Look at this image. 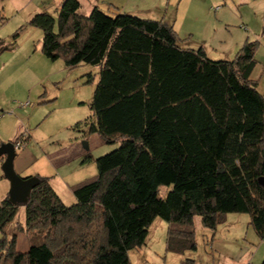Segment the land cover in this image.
Masks as SVG:
<instances>
[{
	"label": "trees",
	"instance_id": "16d2710c",
	"mask_svg": "<svg viewBox=\"0 0 264 264\" xmlns=\"http://www.w3.org/2000/svg\"><path fill=\"white\" fill-rule=\"evenodd\" d=\"M81 8L63 0L57 18L41 11L29 25L43 31L50 60L99 69L89 132L120 145L96 159L95 177L72 188L71 206L49 177H39L26 204L6 196L0 264H133L131 252L157 217L169 224L168 252L197 250L198 216L215 230L227 213H247L264 241V94L251 79L260 42L215 60L203 46L184 45L164 20ZM10 47L0 39V54ZM19 233L28 251L18 249Z\"/></svg>",
	"mask_w": 264,
	"mask_h": 264
},
{
	"label": "rangeland",
	"instance_id": "374dc122",
	"mask_svg": "<svg viewBox=\"0 0 264 264\" xmlns=\"http://www.w3.org/2000/svg\"><path fill=\"white\" fill-rule=\"evenodd\" d=\"M62 1L0 0V39L11 43V47L0 54V146L5 142L30 137L17 152V173H20L18 171L22 161L32 171L49 175L64 203L71 206L77 201L72 188L95 177L98 174L96 159L117 149L120 142L94 144L91 150H86L83 142L88 143L91 135L89 130L94 118L90 104L99 79V69L88 64L67 68L61 59L50 60L42 53L43 31L29 25V20L41 11H47L57 18V8ZM80 1L81 12L86 15L95 7L111 16L118 13L107 2L94 4V0ZM117 2L120 12L164 20L174 25L182 43L186 42L191 32L197 30L196 26L205 24L209 11L212 15L219 13L216 10L217 4H195L196 0ZM197 12L202 17L198 20L194 18ZM17 31L19 35L13 41ZM199 37L194 34L192 40L197 41ZM190 45L192 48L198 47L192 41ZM208 52L213 59L234 57L225 50L223 53L212 50ZM5 158L0 157V163L3 164ZM0 172L3 174L1 166ZM19 175L23 178L32 177L30 174ZM5 180L9 191L10 182ZM171 190L172 185L162 186L160 195L165 197ZM18 219L25 225L23 208L20 209ZM194 227L196 251L185 254L168 252L169 224L157 217L149 228L145 245L131 252L132 263L182 264L192 259L194 264H264V241L251 224L249 214L227 213L215 230L205 228L198 216ZM18 236V249L28 251L26 235L19 233Z\"/></svg>",
	"mask_w": 264,
	"mask_h": 264
},
{
	"label": "crops",
	"instance_id": "0c3cea01",
	"mask_svg": "<svg viewBox=\"0 0 264 264\" xmlns=\"http://www.w3.org/2000/svg\"><path fill=\"white\" fill-rule=\"evenodd\" d=\"M191 1L194 0H190V2ZM101 2H107V4L109 3L111 5V8L117 9L118 13L120 12V6L117 5V0H94V4H100ZM201 2L211 4V6H213V4H217L216 10L219 13L217 14L216 12V14L212 15V13L209 11L208 15H206L207 21L205 22V24L196 26L195 29L197 30L191 32V35L186 39L184 45L191 47L190 42L192 41L197 44L198 47L196 48L203 46L208 55L209 50L219 53H223V51L225 50L230 52V54L235 57L237 52L247 41L258 40L260 42V48L258 49L256 54L257 63L251 73V79L259 83L258 88L264 94V0H196L195 4H199ZM192 5L193 4H191V6ZM178 15L179 14H177L176 16ZM194 18L198 20L202 17L197 12ZM253 25L255 27H252ZM194 34H198V36H200L197 41L192 40L194 38ZM261 36H263V39H260ZM254 38L257 39L254 40ZM234 57L229 58L232 59ZM95 135L98 134L93 133L88 139V150H91L92 147L95 146L94 144L102 145L104 143L99 135ZM94 141L96 143H94ZM24 146L25 145L17 148L16 152L21 150ZM17 156L18 154L16 155V158ZM0 166L2 168V163H0ZM18 172H20L19 174L23 176H28L27 174H30L29 176L49 177L51 185L58 193V190L54 186L52 182L53 180H51V177L49 175H43L38 171H32L31 167L27 164H24V162L22 161L20 163ZM5 179L6 177L4 175V172L3 174L0 172V202L6 197V193H8L9 195L7 182Z\"/></svg>",
	"mask_w": 264,
	"mask_h": 264
},
{
	"label": "water",
	"instance_id": "95a60500",
	"mask_svg": "<svg viewBox=\"0 0 264 264\" xmlns=\"http://www.w3.org/2000/svg\"><path fill=\"white\" fill-rule=\"evenodd\" d=\"M86 150L89 149L87 142H83ZM16 144L14 142H5L0 146V157L6 156L2 170L6 179L10 182L9 200L13 204H26L30 198L31 192L40 183L38 176L23 178L15 169V158L17 155ZM259 183L264 186V177L259 179Z\"/></svg>",
	"mask_w": 264,
	"mask_h": 264
},
{
	"label": "built area",
	"instance_id": "2783aa9c",
	"mask_svg": "<svg viewBox=\"0 0 264 264\" xmlns=\"http://www.w3.org/2000/svg\"><path fill=\"white\" fill-rule=\"evenodd\" d=\"M23 145H24V142L22 140H20V141L17 142L16 148H20Z\"/></svg>",
	"mask_w": 264,
	"mask_h": 264
}]
</instances>
